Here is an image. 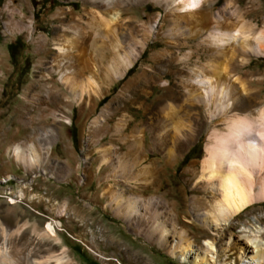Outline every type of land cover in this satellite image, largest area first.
I'll use <instances>...</instances> for the list:
<instances>
[{
    "label": "rangeland",
    "instance_id": "obj_1",
    "mask_svg": "<svg viewBox=\"0 0 264 264\" xmlns=\"http://www.w3.org/2000/svg\"><path fill=\"white\" fill-rule=\"evenodd\" d=\"M86 2L0 0V230L1 226L9 230L7 246L11 264H23L21 258L24 254L41 260V264H55L50 257L61 253L69 257V261L62 264H191L187 261L181 263L169 256L163 248L133 233L132 227L114 215L109 205L110 199L105 194L106 185L112 179L105 178L109 167H106L108 163H102L100 151L103 146L112 143L125 160H135L123 137L112 134L114 125L127 122L125 133L130 136L136 133L132 130L136 126L145 129L143 144L135 154L139 158L144 157L141 166L150 165L157 176L161 175L165 185L160 191L168 192L167 199L181 204L176 205L177 210H185V200L192 195L187 168L192 160L202 157L210 123L206 122L202 107L189 106L191 102L176 88L173 71L183 67V55L189 49H197V46H194L195 42H189L177 49L165 43V30L175 21L174 7L167 10L166 0H122L121 5L114 7L121 12V17L115 23V42L111 35L97 37L85 54L86 61L92 65L94 75L99 80V86H94L95 90L85 95L80 104L72 99L66 85L58 82L56 73L50 77L48 64L38 62L41 57L46 56L49 61L53 56L52 39L60 33V20L65 24L72 21L68 9L80 16V23L86 27L85 23L90 17L87 10L91 8ZM207 2L208 9L204 12L208 29L218 27L227 17L233 21L243 19L252 22L258 28L264 25V0ZM60 9L64 19L56 15ZM99 9L103 10L101 7ZM30 20L34 26L31 35L24 27ZM19 23L23 25L21 30L17 25L13 26ZM197 23L189 28L198 31L204 27ZM146 25H151L153 31L146 39L141 55L123 77L110 80L111 70L104 69L106 74L100 72L99 66H106L107 58L114 53L123 56L139 49ZM40 35L47 38L46 49L36 41ZM162 49H166V52ZM156 51L164 53L152 59L151 54ZM249 58L247 66L238 67L232 73L249 80L250 91L260 89L264 97V57L251 55ZM121 60H118V66ZM143 70L146 71L144 77L130 85L129 89H123ZM106 83L108 86H105ZM167 85L178 92L175 99L168 100L177 111L172 120L165 118L160 110L166 102L164 98L169 95L168 88H165ZM48 91L50 108L63 111L68 120L53 121L47 116L44 122L35 124L38 131L44 128L54 130L51 156L48 161L41 156L35 169L34 166L27 169L12 156L11 146L13 142L29 138L33 128L24 124L22 119L30 115L38 117L37 104L45 99ZM159 100L162 102L158 103ZM43 111L47 114L46 109ZM163 123L167 124V130L160 132ZM174 124L178 125L179 130L172 128ZM110 157L112 161L116 160L115 155ZM68 167L71 168L69 173ZM43 168L48 173H41ZM23 185L26 188H23L24 197H21L19 190ZM116 188L124 187L118 185ZM131 190L141 192L136 187ZM185 191H188L186 195ZM141 193L149 196L154 193L153 187L143 188ZM258 216H264V204L245 210L236 219L234 228L227 231L224 241L220 242L229 247L226 254L220 253V259H225L226 264H243L237 256L239 250L247 245L241 230L251 229L252 223L264 227V222L256 221ZM51 220L60 225L56 226L58 239L44 232V227ZM191 229L196 231L193 227ZM2 238L0 231V243ZM204 238L198 237L195 244L202 246ZM89 247L96 248L110 259H100ZM1 264L7 262L1 261Z\"/></svg>",
    "mask_w": 264,
    "mask_h": 264
},
{
    "label": "bare ground",
    "instance_id": "obj_2",
    "mask_svg": "<svg viewBox=\"0 0 264 264\" xmlns=\"http://www.w3.org/2000/svg\"><path fill=\"white\" fill-rule=\"evenodd\" d=\"M87 1L91 8L87 10L90 17H87L86 27L80 23V16H76L72 10L68 9L72 21L65 24L63 20H60V33L52 39L55 50L53 56L50 60L48 59L49 61L46 60V56L41 57L38 62L48 64L50 77L56 73L58 82L66 85L72 99L80 104L84 96L90 95L95 90L94 86L99 84L92 65L86 61L85 54L97 37L111 35L115 42V23L121 17V12L114 7L118 6L122 0ZM207 6V0H166L165 2L167 10L174 7L172 10L175 20L165 30V43L177 49L189 42H195L194 46H197V49H189L188 53L183 55V67L173 71L176 88H179L185 99L191 102L189 106L202 107L206 122L210 123L205 135L202 157L199 160H192L187 168L189 181L192 182L189 187L192 195L185 200V210H177V201L175 202L173 198L174 201H169L168 192L160 191L164 184L160 178L161 175L157 176L150 165L141 166L144 157L142 155H140L142 158L137 157L135 152L140 151L138 149L143 144L145 129L142 127L136 126L132 129L136 133L130 136L125 133L128 123L118 122L115 123L112 133L114 136H120L119 138L123 137L124 143H127V149L134 155L131 157H136L135 160H125L112 143L103 146L100 154L102 163H108L106 167H109L105 178L112 179L105 188L107 189L105 194L110 199L109 205L115 216L133 228V233L163 248L166 254L178 259L181 263L187 261L191 264H226L225 259H220V253L226 254L229 247L220 243L221 240L228 230L234 228L236 219L245 210L264 204V97L260 89L250 91L249 80H244L238 76L239 74L232 73L238 67L247 66L250 63L249 56L264 57V25L258 28L252 22L243 19L233 21L227 17L226 20L223 18V23L218 27L208 29L205 25L204 12ZM56 15L65 18L61 9ZM196 22L203 24L204 27L198 31L190 29L189 27ZM14 25H17L19 30L23 26L20 23ZM24 27L28 34L33 33L32 20ZM152 31L153 27L146 25L143 32L145 37L143 36L137 51L134 49L129 55L123 56L114 53L107 58L106 66H99V71L106 74V69L111 70L110 80L123 77L141 55L145 41ZM36 41L43 48L47 45L45 36L40 35ZM163 50L166 52V49ZM162 51L152 53L151 58L163 55ZM119 59L122 60L118 66ZM145 74L146 71L143 70L123 89H129L130 85L140 80ZM45 81L47 82V79ZM105 86H108V83ZM169 86L165 87L168 88L169 95L164 98L163 101L166 102L160 110L165 118L172 120L177 111L168 100L175 99L178 92ZM49 95L50 91L47 92L44 100L38 102V117L30 115L22 119L24 124L33 128L29 138L13 142L11 146L12 156L16 161L22 162L27 169L33 166L35 169V166H38V158L41 156L45 161H48L51 156L50 145L54 130L44 128L38 131L35 130V124L44 122L47 116H50L53 121L68 120L63 111L50 108ZM160 102L162 100L158 101ZM43 109L47 110V114ZM166 127L167 124L163 123L160 132L166 131ZM172 128L176 130L178 125L174 124ZM111 155H115L116 160L112 161ZM68 168L69 173L71 168ZM41 173H48V171L43 168ZM167 179L169 180V177ZM118 185L124 188H116ZM25 186L23 185L19 190L21 197H24ZM149 186L153 187L154 193L145 196L141 193L142 189ZM132 187L141 189V192L135 193L133 189L131 190ZM187 193L188 191H185V195ZM179 205L181 204L177 206ZM256 221L264 222V216H258ZM252 225L249 230H241V236L247 245L239 250L237 256L243 264H264V227H258L255 223ZM56 226L58 222L51 220L44 227V232L58 239ZM192 227L196 231H192ZM0 231L3 235V241L0 243V264L1 261L11 264L10 250L7 246L9 230L1 226ZM198 233L201 234L198 235ZM200 236L205 237L203 245L197 246L195 242ZM88 249L104 261L110 259L96 248ZM50 258L55 264L69 261V257L64 253ZM21 260L23 264H41V260L32 259L27 254H24Z\"/></svg>",
    "mask_w": 264,
    "mask_h": 264
}]
</instances>
